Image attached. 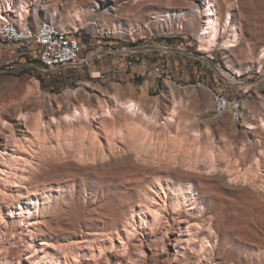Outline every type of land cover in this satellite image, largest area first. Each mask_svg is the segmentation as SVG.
I'll use <instances>...</instances> for the list:
<instances>
[{
	"label": "rangeland",
	"instance_id": "rangeland-1",
	"mask_svg": "<svg viewBox=\"0 0 264 264\" xmlns=\"http://www.w3.org/2000/svg\"><path fill=\"white\" fill-rule=\"evenodd\" d=\"M12 1L15 4L18 0ZM42 1L38 9L30 5L32 13L26 20H50L60 28L67 27L66 30L78 29V35L82 31L84 36L94 40L96 48L105 50H111L110 46H151L156 50L153 54L162 58V63L172 68L182 81L201 79L214 90H224L225 94L237 97L247 89L249 103L242 121L236 124L228 114L216 116L210 94L201 89L179 90L173 86L172 96L170 86L164 82L154 83L141 99L143 105L151 107L152 113H157L160 122L175 108L174 121L168 126L170 133L184 135L186 141L195 131L201 135L202 143L217 154L216 168L211 172L207 160L190 156L192 151L186 147L178 149L185 152V156L177 150L176 157L173 152L169 157V150L164 151L168 155L161 154L157 149L137 147L131 139L118 141L113 133L110 135L113 128L120 126L116 113L106 124L100 118L90 122L98 142H102L101 148L99 144L87 147L92 143L84 145L82 150L54 147L57 144L54 131H57L61 113L69 109L67 91L78 105L92 103L96 107V96L112 105L115 90L111 85H119L121 97L140 99L138 91L146 83L145 78L109 82L89 78L84 72L68 71L65 76L45 80L43 75L29 70L17 75H0V83L36 79L41 91V98L28 100L20 82L11 88L15 92L11 89L5 92L7 99L4 96L0 104V150H6L4 154L11 152L16 140L22 145L19 157L24 156L23 151L28 148L34 149L31 166L27 168L19 163L17 178L11 180L13 183L0 178V264H264V127L258 121L264 120V61L261 71L256 70L254 64V68L240 77H234L231 72L232 66L242 69L253 63L264 47V0H216L217 5L221 1L227 5L225 8L233 9L239 39L235 47L227 51L216 48L209 54L198 52L194 32L185 25L160 27L151 19L184 12L198 0H110L120 5L119 19L115 20L119 33L110 30L111 22H100L102 6L95 9L91 5L103 0ZM42 5L46 8L43 12ZM78 7L95 11L91 16L83 14V21H76V26L71 20V11ZM34 13L38 19L31 18ZM145 25L148 29L141 32ZM133 28L138 30L132 32ZM178 46L181 50L164 53L163 47L175 49ZM111 61L110 56L104 57L99 67ZM85 83L90 85L86 87ZM129 86L133 90H129ZM38 110L46 123V127L42 126L48 137L45 149L36 145L35 133L20 120L21 114ZM243 122H250L255 128L246 132L241 128ZM104 126L114 127L107 131ZM108 137L118 142L113 146L115 149L109 148ZM12 138L14 141L10 140ZM247 167L254 174L252 177L251 172L248 173L249 180L241 182L238 178L235 184L226 181L228 173L239 177ZM179 187L189 188L191 199L172 206V193ZM156 203L161 205V216L152 220L148 207ZM196 226L199 228L196 242L207 237L211 240L204 255L186 242L187 229ZM165 232L176 234L181 242V256L170 257L175 243L167 248L170 255H165L162 248ZM136 246H140L145 255L139 257Z\"/></svg>",
	"mask_w": 264,
	"mask_h": 264
},
{
	"label": "bare ground",
	"instance_id": "bare-ground-1",
	"mask_svg": "<svg viewBox=\"0 0 264 264\" xmlns=\"http://www.w3.org/2000/svg\"><path fill=\"white\" fill-rule=\"evenodd\" d=\"M41 1L42 0H18L17 3L14 4L12 0H0V34L6 32L8 26H10V28L18 29L15 31V40H23V39H25L26 36H33V38H40L41 36L44 35V30H46L47 32H52L55 37H59L60 39H69L71 37H78V31H77L78 29H75L74 31L66 30V28H67L66 26H65L66 28H60L53 21H50V20H39V21L36 20L35 22L26 20V18L30 17L29 15H31V13H32V12L30 13V5H34V8L36 7V9H38L37 7H39L43 2V1L42 2ZM85 2L86 1H84L83 3H85ZM218 3L219 4L217 5L216 0H198L197 4L193 5L191 3L190 6H187V7L185 6L186 8H185L184 12H180V13L179 12H171V13L165 14L164 16H155L151 19L153 22H157L160 27H165V26L172 27L173 25H175L176 28H180L181 26L185 25L187 28L191 29L194 32V35L197 39V43H198L197 50L199 53L209 54L211 51H213L216 48H218V50L220 49L222 51H227V50L235 47L236 44L238 43V39H239L238 27H239V25H237L238 21L236 22V20L233 17V9L225 8V6H227V5H224V3L221 1ZM88 4H89V2H88ZM91 5L95 9L98 8L99 6H102L103 12L100 14V22L101 23L108 22V21L111 22L109 25L110 30L117 31V33H119V29L116 27L115 20L119 19L118 17L120 15V5L115 4V2L111 3L110 0H103L100 2H92ZM42 8H43L42 9V12H43V10L46 9L45 5H42ZM95 9L93 11H95ZM93 11L89 10V8L87 9V8H82V7L79 8L78 7V9H75V11H71L72 12L71 20L75 24L77 23L76 21L82 22L83 19H81V17L83 16V14L91 16L93 14L92 13ZM123 12H125V10ZM36 13H37V11H36ZM36 13H34L35 19L37 18ZM15 19H17V20H15ZM238 19H240V18H238ZM74 23H71V24H74ZM76 26H77V24H76ZM142 29L147 30L148 25L143 26L141 28V32H142ZM137 30L138 29L133 28V30H131V31L134 32ZM118 47L129 48V47H124V46H118ZM263 61H264V47L259 51V53L257 54L256 60L253 63H250V65H246L242 69L232 66L231 72L234 75V77H236V76L240 77V75L243 72L246 73L247 71L254 68V66H253L254 64H255V69L261 71ZM25 70H29V69H21L18 71V73L25 71ZM4 74H13V73H0V75H4ZM224 76L226 79H229V76L227 74H224ZM108 81L112 82L113 80H108ZM20 82L23 84V89L25 91V98H27L28 100L31 97L41 98V91L38 87V81L36 79L32 78L26 82L21 81V80H13V79L12 80H5V81H2L0 83V104L2 101H4L3 99H5L4 98L5 92L6 91L8 92V90L11 89L13 87V85L18 84ZM163 82L165 84H167L168 86H170L169 87L170 95L173 96L174 91L171 90V87L174 86V78L171 77V75H161V78H158V83H163ZM87 85L89 86L90 84L85 83L86 87H87ZM14 87H16V86H14ZM91 87H92V85H91ZM111 88H113L115 90L112 105H108V103L106 104L105 102L100 101L99 97L96 96L95 99L98 100L96 107H93L91 105L92 103L78 105V104L74 103L77 101H74V102L72 101V98L69 96V95H71V93H69V91H67L65 93V95H66L65 98L68 99L67 105L69 106V109H67L61 113L62 116L60 117L59 123L57 122V119H55L54 117L52 118L56 123L59 124V125L57 124V127H56L57 131H54V134L56 137V143H57L56 145H54V147L56 146L57 148H61V149H63L64 147H70V148L73 147V148H77L78 150L81 148L80 150H82L83 149L82 147H85L84 145H87V143H89L88 145H90L91 143L93 144L92 146H87V147H93L94 148V145H96V144H97V147H98V144L100 146V144L102 142H100V143L98 142L97 133L93 128H91L90 122L93 119L97 120L100 118L99 120L100 121L103 120L105 123V121L107 122V120H111L109 118L113 117V114L116 113L117 114L116 116L119 115V117H117V119L119 118L118 123H120V126L118 128H116V127L113 128L114 126L111 127V129L113 128L114 131L110 132V135H112L111 133H113V135L116 136V139H118V141L120 140V142H123V140H125V139L126 140L129 139V141H130V139H131L137 147L150 149V150L153 149V151L157 149L159 152L161 151V154L163 152V153L168 155V153H166L164 151L169 150L170 151L169 155H168L169 157L171 156L170 153L172 154V152H173V154H172L173 157H176L177 156L176 153L178 151L181 153V151H182V150L180 151L178 149L180 147H186L187 149H190L192 151V153L189 151L191 154L189 152L187 154H190V156H192V154H193L192 157H194V158L196 157V159H198L197 156H200L199 159L204 158L208 162V166H207L209 169L208 171H211V172L214 171V169L216 168V166L214 165V161H215L214 159H215V155H217V154H215V152L212 150L213 148H210V147L208 148V147H206L205 143H202L201 135L198 132H196V131L194 133L191 132L192 136H188L189 138H186L188 141H186L184 135H177L176 133L174 134L173 132H172L173 133L172 134L168 131L169 130L168 126L170 124H172V122L174 121V117H175V110L174 109L175 108L168 111L167 115L164 118V121L160 122V119L158 118L157 113H154V112L152 113L150 110L151 107L148 108V107H146L145 104L144 105L142 104L141 99L146 95V89H147L146 83H144L139 88L138 94L140 96V99L134 98L131 96L121 97L120 94L122 92L119 93L120 87L118 84L111 85ZM176 88H178L179 90H187V89L204 90L205 92L210 94L214 114L216 116H219V117H221L225 114H228V116L230 117L232 122H234L236 124H239L242 121L244 112L246 110V106L249 103V99H245V101H244V94H242L241 96H238V97L234 96V104H242L243 103V111H242V109H235V111H233L232 106L220 107V105L218 104L217 99H216V90H214L213 88H211L207 84H203V83H199V84H197V83H192V84L181 83V84L177 85ZM11 90H14V89H11ZM129 90H133V88L131 86H129ZM102 91H103V89H102ZM13 92H15V90L12 91V93ZM9 94H11V93H9ZM6 95H7V93H6ZM6 99H7V97H6ZM260 99L262 100V98H260ZM173 101H174V103L175 102L177 103V100L174 97H173ZM6 102H7V100H6ZM47 102L50 103L51 99L49 98L47 100ZM3 105H5V104H3ZM262 107L264 108V104H262ZM20 120L23 121L26 126L29 125L28 126L29 131H32L33 133H35L36 145H38L40 147V149L41 148H43V149L47 148L46 141H47L48 137H46V133L43 131L44 128H42V126L46 127V123H43L41 112L39 111V112H34V113L21 114ZM53 120H52V122H53ZM99 120H97V121H99ZM258 121L260 123V126L264 127V120L262 118H260ZM110 124H111V122H110ZM54 126H56V125H54ZM61 126H63V127H61ZM156 126L159 127L158 130H156L157 128L156 129L154 128ZM104 128L107 129V131L111 130L110 127H107V126H104L103 129ZM241 128L244 129L246 132H251L255 128V126H254V124H252L250 122H243L241 124ZM48 129L50 130V128H48ZM159 131L162 132V134H163V132H167V133L169 132V134L166 133L165 134L166 137L162 134H161L162 136H160ZM32 136H34V135H32ZM12 137L15 138L14 135H12ZM14 138H12L10 140L14 141ZM87 138H89V139H87ZM109 138L110 137H108V139ZM111 138L107 141V144L110 146L109 148L115 149V147H113V146L117 145L118 142H116L115 138H114L115 140L111 139ZM23 139H24V137H23ZM12 144L11 145L13 146V149H10V150H12L11 152L9 151L10 153L7 152L6 154H4L5 153L4 151H6V150H4V151L0 150V158H4V161L1 159L0 162L5 164V165H2L0 163L1 164L0 165V178H2L3 181L4 180L8 181L9 183H13V181H11L12 178L14 180V177L17 176V170H18L17 167H18L19 163H22L19 165H23V164L26 165L25 167L31 166V161H32V156H33V151H34V149H32V148H28L27 150L23 151L24 156L19 157L18 155H21L20 154L21 148H22L21 143L16 140ZM54 147L52 146V148H54ZM101 147L102 146H100V148ZM48 148H50V147H48ZM180 149H182V148H180ZM36 150H37V148H36ZM19 151H20V153H19ZM158 151L157 152L155 151V153H159ZM174 152H175V155H174ZM180 153H179V155H180ZM182 153H184V156L186 155L185 152L182 151ZM190 156H189V158H190ZM256 161L257 160H255V162ZM204 162H206V161H204ZM207 162L205 163V165L207 164ZM20 167H22V166H20ZM27 168H29V167H27ZM27 168H25V169H27ZM129 168H130V166H129ZM132 168H134V167H132ZM135 169H136V167L134 168V170ZM144 169H145V167H144ZM249 172H251V176L253 177V175H254L252 173L253 171H250V169L248 167H247V169L244 170V172H241L239 177H237L234 174H233L234 176H232L231 174L229 175V173H228V179L226 178L227 179L226 181L229 184H235V183H237L238 178L241 180V182L246 181L247 179L249 180V176H248V175H250V174H248ZM14 183H17V182H14ZM11 185H13V184H11ZM172 194L173 195L171 196V199H170L171 205L172 206H179V205L185 204L186 202H188L189 199H191V197H189V196L192 194V192L190 191L189 188L179 187V188L175 189ZM167 197H168V195H167ZM195 201H196L195 198H193L192 203H194ZM148 211L151 214L152 220H157L161 216V205L159 206L158 204L157 205L153 204L151 207H148ZM177 223H178V221H177ZM198 226H200V224H198ZM196 231H199V228L197 226L192 228V229H190V228L187 229L188 237L186 236L187 237L186 242H187V245L189 247L195 248V250L197 252H201L202 255H204L208 251L207 247L209 244H211V240L207 237V238L202 239L201 241L196 242L195 240L198 238L196 236ZM165 233H166V235H163V237L165 239H163V243H162V248L164 249L165 255L167 257H168V255H170V254H168L169 250L167 248L172 243H175L174 244V251L170 255V257H172V256L178 257L181 254V249L179 247L181 242L180 243L178 242V238L176 237L175 233H173L171 235H168L167 234L168 232H165ZM123 247L125 248L126 246L124 245ZM136 247H138V246H136ZM137 251L139 253V255H138L139 257H142V255H145V251L140 246L138 247ZM247 262H249V261H247Z\"/></svg>",
	"mask_w": 264,
	"mask_h": 264
},
{
	"label": "built area",
	"instance_id": "built-area-1",
	"mask_svg": "<svg viewBox=\"0 0 264 264\" xmlns=\"http://www.w3.org/2000/svg\"><path fill=\"white\" fill-rule=\"evenodd\" d=\"M34 17V16H33ZM32 17V18H33ZM42 27V26H41ZM8 26L6 32L0 34V73L18 74L21 69H29L33 74H41L45 80L54 76H65V72H84L89 78L95 80H128L151 79L156 85L161 75H171L174 78V87L181 83H208L201 79L182 81L175 71L162 63V58H157L155 49L151 46H132L120 48L110 46L111 50L96 48L93 39L79 32L78 37L60 39L52 32L44 30L40 38L26 36L23 40H15V31ZM177 43V42H176ZM165 48L169 50H181L177 48ZM110 56L112 61L99 67L100 61ZM96 67V70H92ZM173 88V87H172ZM216 90V99L220 107L232 106V110L242 109V104H234V95L225 94L224 90ZM245 99H249L248 90H242Z\"/></svg>",
	"mask_w": 264,
	"mask_h": 264
},
{
	"label": "crops",
	"instance_id": "crops-1",
	"mask_svg": "<svg viewBox=\"0 0 264 264\" xmlns=\"http://www.w3.org/2000/svg\"><path fill=\"white\" fill-rule=\"evenodd\" d=\"M137 78H138V77H137ZM138 79H139V78H138ZM148 80H150V81H148ZM146 83L148 84L146 90H148L150 87H152V86L154 85V82H153L151 79H146Z\"/></svg>",
	"mask_w": 264,
	"mask_h": 264
}]
</instances>
